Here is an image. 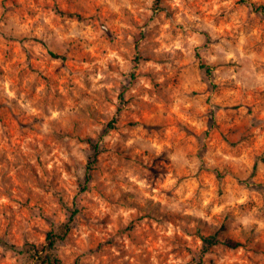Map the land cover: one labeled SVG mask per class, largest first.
Segmentation results:
<instances>
[{"label": "rangeland", "instance_id": "rangeland-1", "mask_svg": "<svg viewBox=\"0 0 264 264\" xmlns=\"http://www.w3.org/2000/svg\"><path fill=\"white\" fill-rule=\"evenodd\" d=\"M254 4L0 0V264H264Z\"/></svg>", "mask_w": 264, "mask_h": 264}, {"label": "trees", "instance_id": "trees-1", "mask_svg": "<svg viewBox=\"0 0 264 264\" xmlns=\"http://www.w3.org/2000/svg\"><path fill=\"white\" fill-rule=\"evenodd\" d=\"M254 7L264 13V4L256 5L254 4ZM51 53L54 56L60 57V54H58L55 51H51ZM200 55V54H199ZM202 67H205L208 72H212V68L208 66L207 63L202 62ZM259 161V160H258ZM258 161L255 163V170L258 166ZM69 231V225L64 224L61 226L60 233H53L50 232L48 235L47 243L44 245H37L32 244L30 246L31 255L34 259L35 264H58L60 263V258L57 256V245L60 239H62ZM204 243L206 244V249H209L214 244H217L221 240L217 237L216 234H210V235H204L203 236ZM226 244H229L231 246H239L241 242L232 240V239H226L224 240Z\"/></svg>", "mask_w": 264, "mask_h": 264}]
</instances>
